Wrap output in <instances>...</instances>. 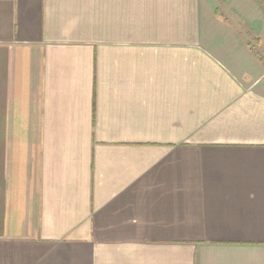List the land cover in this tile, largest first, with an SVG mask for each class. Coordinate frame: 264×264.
Instances as JSON below:
<instances>
[{
  "label": "crops",
  "instance_id": "obj_1",
  "mask_svg": "<svg viewBox=\"0 0 264 264\" xmlns=\"http://www.w3.org/2000/svg\"><path fill=\"white\" fill-rule=\"evenodd\" d=\"M0 264H264V0H0Z\"/></svg>",
  "mask_w": 264,
  "mask_h": 264
}]
</instances>
